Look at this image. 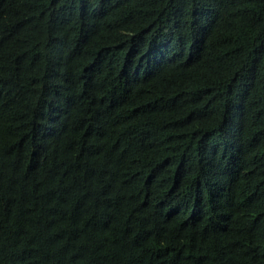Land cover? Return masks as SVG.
Instances as JSON below:
<instances>
[{"label":"trees","instance_id":"obj_1","mask_svg":"<svg viewBox=\"0 0 264 264\" xmlns=\"http://www.w3.org/2000/svg\"><path fill=\"white\" fill-rule=\"evenodd\" d=\"M0 264H264V0H0Z\"/></svg>","mask_w":264,"mask_h":264}]
</instances>
